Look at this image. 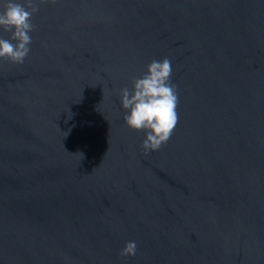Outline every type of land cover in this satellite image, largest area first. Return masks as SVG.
Returning a JSON list of instances; mask_svg holds the SVG:
<instances>
[{"label": "water", "instance_id": "water-1", "mask_svg": "<svg viewBox=\"0 0 264 264\" xmlns=\"http://www.w3.org/2000/svg\"><path fill=\"white\" fill-rule=\"evenodd\" d=\"M37 2L0 58V264H264V0ZM165 57L178 123L145 154L119 91Z\"/></svg>", "mask_w": 264, "mask_h": 264}, {"label": "clouds", "instance_id": "clouds-1", "mask_svg": "<svg viewBox=\"0 0 264 264\" xmlns=\"http://www.w3.org/2000/svg\"><path fill=\"white\" fill-rule=\"evenodd\" d=\"M44 2L46 0H39V3ZM38 11L37 0H3L0 29L11 33V37H0V58L16 64L24 63L31 51L30 33L35 30L32 20ZM172 71L167 57L153 59L141 77H133L131 91L127 87L119 91L121 105L126 110L123 116L126 125L145 133L141 144L145 154L166 144L178 123L179 94L177 85L172 82ZM118 254L121 258L135 256L136 242L127 241Z\"/></svg>", "mask_w": 264, "mask_h": 264}]
</instances>
